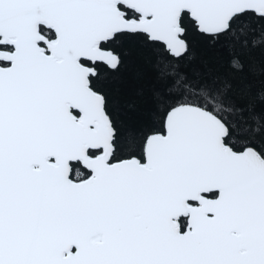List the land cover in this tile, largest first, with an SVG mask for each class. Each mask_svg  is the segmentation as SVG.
<instances>
[{
    "label": "snow or ice",
    "instance_id": "obj_1",
    "mask_svg": "<svg viewBox=\"0 0 264 264\" xmlns=\"http://www.w3.org/2000/svg\"><path fill=\"white\" fill-rule=\"evenodd\" d=\"M189 28L264 46V0H0V264H264V126L180 70ZM125 40L160 85L127 137L102 87Z\"/></svg>",
    "mask_w": 264,
    "mask_h": 264
},
{
    "label": "trees",
    "instance_id": "obj_2",
    "mask_svg": "<svg viewBox=\"0 0 264 264\" xmlns=\"http://www.w3.org/2000/svg\"><path fill=\"white\" fill-rule=\"evenodd\" d=\"M187 39L192 58L180 70L194 77L231 81L232 98L244 106L248 124L253 128L264 126V46L223 48L204 41L192 28ZM118 50L124 64L119 73L102 81V87L117 124L127 137L129 132L147 125L148 114L155 108L152 99L160 87L159 69L155 67L158 54L133 40L121 41ZM234 56L243 62V71L234 73L230 69L229 61ZM166 78L172 79L170 75ZM255 142L264 147V136L256 135Z\"/></svg>",
    "mask_w": 264,
    "mask_h": 264
}]
</instances>
